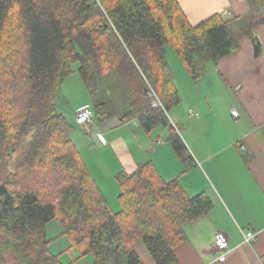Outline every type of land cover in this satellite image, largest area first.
I'll list each match as a JSON object with an SVG mask.
<instances>
[{"label":"trees","instance_id":"obj_1","mask_svg":"<svg viewBox=\"0 0 264 264\" xmlns=\"http://www.w3.org/2000/svg\"><path fill=\"white\" fill-rule=\"evenodd\" d=\"M249 2L264 19V0ZM167 46L197 79L238 43L220 13L192 24L177 0H0V264H63L49 247L52 220L70 239L67 249L91 254L96 264H144L139 241L155 264L178 263L184 224L212 207L210 197L188 195L147 161L116 173L113 209L71 138L79 124L56 107L78 63L94 118L117 113L146 131L170 125L167 113L180 99ZM113 71L124 89L108 102L99 85ZM151 92L161 105L153 106ZM170 128L169 143L185 155Z\"/></svg>","mask_w":264,"mask_h":264},{"label":"crops","instance_id":"obj_2","mask_svg":"<svg viewBox=\"0 0 264 264\" xmlns=\"http://www.w3.org/2000/svg\"><path fill=\"white\" fill-rule=\"evenodd\" d=\"M177 1L192 24L220 13L237 49L209 62L206 73L197 79L177 55L184 70L175 69L167 57L180 99L167 113L170 125L146 131L138 119L121 122L113 113L105 120L95 117L76 125L81 145L71 138L91 173L85 154L98 162L115 159V171L99 169L98 164V174L92 173L110 205L107 183L117 192L118 202L116 173L132 172L147 161L164 180L178 179L188 195L205 192L210 197L212 207L184 224L186 238L175 247L177 264L212 261L218 255L217 231L227 235L230 251L214 264H264V19L251 12L249 0ZM232 109L237 110V118ZM170 126L187 148L185 155L177 154L169 143ZM118 207L117 203L112 208ZM247 231L256 234L251 243L243 242ZM135 247L141 258L147 256L148 264H154L142 242Z\"/></svg>","mask_w":264,"mask_h":264},{"label":"rangeland","instance_id":"obj_3","mask_svg":"<svg viewBox=\"0 0 264 264\" xmlns=\"http://www.w3.org/2000/svg\"><path fill=\"white\" fill-rule=\"evenodd\" d=\"M167 57L169 58L170 62L173 63L175 69L181 67L184 70V66L177 58L173 48L170 46H167ZM71 66L74 68V71L71 72L68 76H66V78L63 80L59 92V96L56 102L57 110L60 113H62L67 119L70 120L73 119V115L76 109L79 110L86 106L92 107L93 104V99L91 98L90 93L87 90L83 79L76 70V68L78 67V63H72ZM123 89L124 86H122L118 75L114 71L110 72L103 77V81L99 85V92H98L99 99L108 102L109 101L115 102L118 100V96L123 91ZM76 128L77 126L75 125V128L71 131V135H73L72 138L75 141V143L81 145L80 140H76V138H78L77 136H79L77 134ZM81 148L79 147V149ZM21 155H22V150L21 148L18 147L12 160L13 163ZM89 158H90L89 154L87 155L85 154V160L87 161L89 167L93 170L94 173L93 172L92 173L95 175L97 173L96 171L98 169L97 168L98 164H100L99 169L103 167L104 170L106 171H115L116 169L115 159L113 157H109L108 159L109 161L103 160L100 162L89 160ZM107 186L111 191V192H107L111 206L113 208H116L118 203L115 199L117 192L113 191L112 189L113 186L111 187V184L107 183ZM61 230L62 228L60 224L55 220H52L47 224V236L48 238L53 239L49 245L50 250L54 254L57 253L60 254V260L62 261L63 264H96L94 263V258L91 254H86L85 256H79L80 252L77 248L73 247L71 249H67L70 245V239L67 237V235H61L60 234ZM144 248H145L144 250H147L145 246ZM148 256L154 263V260L152 259L149 253ZM142 259L145 262H147L148 257L143 255Z\"/></svg>","mask_w":264,"mask_h":264},{"label":"built area","instance_id":"obj_4","mask_svg":"<svg viewBox=\"0 0 264 264\" xmlns=\"http://www.w3.org/2000/svg\"><path fill=\"white\" fill-rule=\"evenodd\" d=\"M150 95L154 96V100L152 102L153 106L161 105V102L154 92H151ZM231 114L234 118L238 117V112L236 109H232ZM93 118L94 110L90 106H86L76 112L74 120L77 124L84 125L85 123L90 122ZM255 235L256 234L252 231L245 232L243 234V242L251 243L255 239ZM215 247L218 251V255L208 264H214L215 262L223 260L227 253L230 251L229 239L224 232L217 231L215 235Z\"/></svg>","mask_w":264,"mask_h":264},{"label":"water","instance_id":"obj_5","mask_svg":"<svg viewBox=\"0 0 264 264\" xmlns=\"http://www.w3.org/2000/svg\"><path fill=\"white\" fill-rule=\"evenodd\" d=\"M255 51L257 52V47L255 46Z\"/></svg>","mask_w":264,"mask_h":264}]
</instances>
